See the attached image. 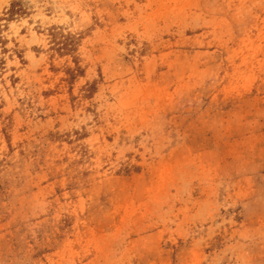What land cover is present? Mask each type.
Masks as SVG:
<instances>
[{"label": "rangeland", "instance_id": "1", "mask_svg": "<svg viewBox=\"0 0 264 264\" xmlns=\"http://www.w3.org/2000/svg\"><path fill=\"white\" fill-rule=\"evenodd\" d=\"M14 1L0 264H264V0Z\"/></svg>", "mask_w": 264, "mask_h": 264}, {"label": "trees", "instance_id": "2", "mask_svg": "<svg viewBox=\"0 0 264 264\" xmlns=\"http://www.w3.org/2000/svg\"><path fill=\"white\" fill-rule=\"evenodd\" d=\"M23 14H28V8L25 6L24 2H12L11 6L7 9V12L5 13V18H1L2 20H10L16 16H23ZM58 28L54 27L49 29L50 35L52 37V40H55L56 44L58 45L59 51H64L68 53H73L76 51V46L79 43L80 38L77 37L76 34L68 32H60L57 30ZM1 39V38H0ZM4 43V42H3ZM5 52L7 51V48H4ZM4 59H0V63H3Z\"/></svg>", "mask_w": 264, "mask_h": 264}]
</instances>
